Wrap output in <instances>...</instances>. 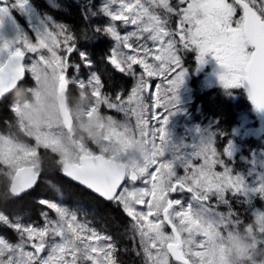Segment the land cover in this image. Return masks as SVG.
<instances>
[{
    "label": "snow or ice",
    "instance_id": "6c2138e0",
    "mask_svg": "<svg viewBox=\"0 0 264 264\" xmlns=\"http://www.w3.org/2000/svg\"><path fill=\"white\" fill-rule=\"evenodd\" d=\"M80 12L88 28L75 32L33 0H0V105L16 128L0 131V227L15 234L0 236V264H123L107 231L61 203L38 201L42 223L6 210L39 186L41 149L127 217L140 264H264V0H86ZM105 37L99 63L131 81L111 93L80 43ZM27 74L30 97L10 103ZM210 88L250 104L227 130L203 105L204 121L182 125Z\"/></svg>",
    "mask_w": 264,
    "mask_h": 264
},
{
    "label": "trees",
    "instance_id": "16d2710c",
    "mask_svg": "<svg viewBox=\"0 0 264 264\" xmlns=\"http://www.w3.org/2000/svg\"><path fill=\"white\" fill-rule=\"evenodd\" d=\"M95 2L98 4L97 0H95ZM33 3L37 6L39 13L51 15L58 23L70 26L75 32L88 28V21L83 20L80 12V8L86 3V0H53V3L57 5L56 8H53L52 5L45 0H33ZM14 16L20 25L25 23V20L21 16L17 14H14ZM96 19L99 18H94V20ZM93 26H95V24ZM80 43L81 45H86L88 49L95 54L98 63V74L102 75L106 91L111 93L112 90L119 88L121 85L127 86L131 84L130 80L122 78L118 73L109 78L103 65L99 63L100 53L104 51L105 46L111 44L109 38L105 37L95 42L81 40ZM192 59V57H189L188 63L194 66V60ZM201 78L203 77L200 76L199 79ZM30 80L27 74L23 82L18 85V90H15L10 95V103L13 101L24 102L25 99L30 97L28 90L34 87ZM192 80L193 85L195 82L196 87H198V83L196 84L198 78L196 77ZM218 91L219 89L210 88L202 93H198L192 105V113L195 107L203 105L205 115L211 118L215 113L217 118L221 120L224 129L227 130L234 124L236 114L244 110L250 102L247 101L246 98L230 101L226 96L217 97L216 93ZM213 97H216L215 100L212 99ZM74 100H77L75 90L69 96L70 105ZM221 112L223 113L222 116L220 115ZM10 124L13 125L11 129H9ZM14 124V114L8 107L0 105V131L11 130L15 132L16 128ZM249 139L253 144L258 143L255 139ZM219 143L222 144L223 139L220 140ZM41 154L45 171L42 173L39 186L31 191V194L26 196L24 200L15 204L8 202V208L6 210L15 212L22 217L23 222L38 223V216L42 208L38 201L42 198H55L57 194L61 195V200H64L65 206L74 211L79 210L81 217L84 218L85 221L91 222L92 226L96 227L98 230L107 231L114 238L121 250L120 258L123 264H133V261H135V264H140V259L136 257L132 251L133 243L129 235L127 217L110 203L103 202L89 192L64 179L62 174L56 170V165L49 159L52 154L45 153L43 150H41ZM5 182L6 179L1 175L0 189L3 188ZM256 204L258 205L257 201ZM234 206L240 211L241 218L243 219L246 215L244 207L239 204H235ZM222 207L223 206H221L220 209ZM0 233L3 236H7L9 239H13L11 229L0 227ZM125 248L128 249L127 252L123 251Z\"/></svg>",
    "mask_w": 264,
    "mask_h": 264
},
{
    "label": "rangeland",
    "instance_id": "374dc122",
    "mask_svg": "<svg viewBox=\"0 0 264 264\" xmlns=\"http://www.w3.org/2000/svg\"><path fill=\"white\" fill-rule=\"evenodd\" d=\"M45 1H47L48 3H49V0H45ZM98 1V3L100 2V0H97ZM52 3H53V0H52ZM50 4V3H49ZM54 4V3H53ZM51 5V4H50ZM14 14H17L16 12H13L12 13V15L14 16ZM17 15H19V14H17ZM19 16H21V15H19ZM22 17V16H21ZM23 19H24V17H22ZM25 20V19H24ZM23 26H25L26 27V22L23 24ZM131 30V28H128V29H121V32H122V34L125 32V31H130ZM110 39V38H109ZM111 41V40H110ZM111 43H112V41H111ZM192 60H194V58L192 59ZM208 70H210V69H206V71H208ZM28 76L30 77V81L32 82V84H33V86L35 87V80L31 77V74H28ZM201 76L203 77V74H201ZM193 78H196V76H193ZM192 78V79H193ZM198 78V80H202L203 78H201V79H199V77H197ZM198 80L196 81V84H197V82H198ZM156 82H158V81H156ZM194 85H195V83H194ZM33 87V88H34ZM76 91V94H77V100H74L72 103H71V105H75L77 102H78V100H79V95H80V93H79V90L78 89H76L75 90ZM232 101H236V100H232ZM197 108H199V107H195V109H194V112L192 113V119L189 121V120H181V124L182 125H185V126H191V124L192 123H200V122H202V121H204V116H202L200 113H199V111H197L196 109ZM106 114H109V115H113V116H115L116 118H118V119H123V116H122V114H116V113H114V112H111V111H109V110H107V109H104L103 110ZM197 116V117H194V116ZM201 115V116H200ZM257 127L259 126L258 124L256 125ZM179 130V129H178ZM78 132H79V135L77 136L78 138L79 137H81V136H84V138L85 139H87V137H86V134L85 133H83L82 131H80V130H77ZM76 134V133H75ZM252 139H255L254 137L252 138ZM220 140H222V138L220 139ZM219 140V141H220ZM94 147V146H93ZM41 150H43V149H41ZM43 151H45V150H43ZM245 165L243 164V163H241V165H240V167L241 168H243ZM181 171V173H182V169L180 170ZM3 176V174L2 173H0V176ZM4 177V176H3ZM5 179H6V177H4ZM49 200H52V201H55V202H58V203H61L62 204V200H61V197L60 196H58L57 198H51V199H49ZM213 202H214V198H213ZM257 202H258V206H264V205H261V202L259 201V200H257ZM45 211H47V209H45ZM223 211H225V210H223ZM41 213V212H40ZM50 215H55L54 213H50ZM78 215H80V213L78 212ZM80 217H81V215H80ZM38 223H42L43 222V217L39 214V216H38ZM81 219H83L84 220V218H82L81 217ZM11 232H12V230H11ZM12 234V236H13V239H15V234L12 232L11 233ZM129 235H130V238L132 239V242H133V238H132V233H129ZM0 236H3L1 233H0ZM133 244H134V242H133Z\"/></svg>",
    "mask_w": 264,
    "mask_h": 264
},
{
    "label": "water",
    "instance_id": "95a60500",
    "mask_svg": "<svg viewBox=\"0 0 264 264\" xmlns=\"http://www.w3.org/2000/svg\"><path fill=\"white\" fill-rule=\"evenodd\" d=\"M21 82H23V80L20 81V82L18 83V85H19ZM13 91H14V90H13ZM63 177H64V176H63ZM64 178H65L66 180L70 181L71 183H73V184H75V185H77V186L83 188V186L78 185L76 182L71 181L69 178H67V177H64ZM83 189H85V188H83ZM85 190H86L87 192L91 193L92 195H94L96 198L102 200L103 202L108 203V202L104 201L103 198H100L97 194L91 192L90 190H87V189H85Z\"/></svg>",
    "mask_w": 264,
    "mask_h": 264
}]
</instances>
